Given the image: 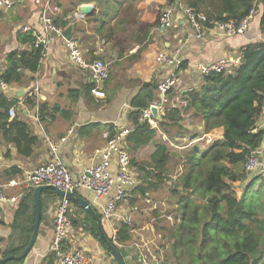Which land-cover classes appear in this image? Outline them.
I'll use <instances>...</instances> for the list:
<instances>
[{
    "label": "crops",
    "instance_id": "crops-1",
    "mask_svg": "<svg viewBox=\"0 0 264 264\" xmlns=\"http://www.w3.org/2000/svg\"><path fill=\"white\" fill-rule=\"evenodd\" d=\"M170 1H51V18L54 25L62 34L68 32L70 41L77 45L82 59L88 63L96 59L107 61L109 77L102 85L106 94L104 101L94 98L90 93L86 94L87 87L92 86L90 71L70 60L68 40L62 34L57 36L45 30L40 19L41 4L35 0H16L9 9L0 10V74L6 69V57L9 53L31 50L30 45L21 41L23 27L28 26L30 31L26 34L32 35L34 39L42 37L45 44L38 70L35 73L23 72L20 82L5 84V87L0 89V95L12 103L8 111H14L13 118L6 112V121H0V180L5 197L15 199L14 202L0 203L1 250H5L12 242L11 224L14 214L21 197L31 189L24 184V180L29 173L52 159V145L57 147V155L72 176L77 178L97 162L95 152L105 147L107 140L112 137L110 132L115 135L122 130H131L132 123L128 114L133 110L131 103L140 95L142 85L152 81L159 84L172 72L170 68L158 64V53L164 52L169 56L176 54L185 65L183 69L175 72L177 86L168 98L172 107L181 110V125L186 132L175 136L172 141L158 132L156 139L167 142L169 151H172L170 148L173 142H184L188 139L190 142L187 145L201 143L192 148L198 152L222 139V127L206 131L201 117L193 115L190 111L183 113L186 106L184 94L198 89L203 84V77L195 69L197 64L239 58L240 50L245 46L264 42V34L260 31L262 6L256 4L243 35L228 36L215 29H208L199 39L194 36L195 32L189 26L184 13L174 9L172 27L160 31L158 23L156 28L149 30L140 44L138 38L141 32L155 22L159 15L161 17L163 11L170 7ZM87 5L91 8L90 15H80V7ZM109 31L112 32L111 39L107 38ZM157 96L159 101V93ZM27 99H31L32 104H27ZM40 107L44 108L42 119L39 117ZM164 110L165 105H161L155 121L160 120ZM0 114H5V111L0 109ZM14 121L24 124L28 135L34 139L28 156L20 152L15 142L17 129L10 126ZM255 126L264 131L263 112L257 118ZM152 128H157L156 122ZM263 145L264 142L261 146ZM23 147L22 145L21 148ZM145 149L150 151L151 157L154 152L153 144L140 149L134 156L131 154V159L134 160L131 162V174L137 181L136 191H132L127 199L119 203L111 219L103 218L98 210H94L101 216L104 234L114 240L112 243L125 264H152L161 258V253H166L162 250L165 240L170 239L172 244L171 234L179 223L181 214L179 198L174 205L178 211L177 217L173 216V213H156L159 207L165 210L171 203L168 197L157 195V186L144 194L141 193L139 187L147 185L144 184V175L141 176L143 171L139 168L144 162L141 163L137 156ZM115 169L113 162L111 171L114 172ZM12 181L16 185H8ZM77 195L88 202L92 196L86 191H79ZM41 197L44 201L48 199L44 194ZM59 200L60 198L46 204L31 252L19 261L10 260L14 261L11 264H54V256L50 252L54 239L52 218L55 203ZM194 201L197 205L202 204L196 198ZM142 206L145 209H140ZM149 208L153 213H150ZM68 211L69 247L84 249L90 253L94 257V264H116L112 256H109L86 231L85 215L81 208L70 202ZM121 224L130 227L129 240L116 243Z\"/></svg>",
    "mask_w": 264,
    "mask_h": 264
},
{
    "label": "trees",
    "instance_id": "trees-1",
    "mask_svg": "<svg viewBox=\"0 0 264 264\" xmlns=\"http://www.w3.org/2000/svg\"><path fill=\"white\" fill-rule=\"evenodd\" d=\"M184 4L195 13L202 14L207 21L233 22L235 25L254 12L256 4H260V31L264 34V0H184ZM159 20L160 15L141 32L138 38L140 44L149 30L157 27ZM110 32L107 38L111 39ZM21 41L30 45L31 50L14 51L7 55L6 69L0 74V80L6 85L20 82L25 71L35 73L38 70L42 48H34L32 35H21ZM184 67L181 64L179 70ZM91 88V85L87 87L86 94ZM157 94V82L142 85L140 95L131 103L133 110L128 119L132 128L124 139V147L132 156L145 146L154 145L149 160L139 167L144 172L143 180L147 185L139 187L142 194L170 180L168 165L172 156L168 143L156 139L158 132L170 141L186 132L181 125V110L170 103L165 105L160 120L155 121L156 129L147 121L139 122L141 112L158 101ZM184 96L186 106L183 113L190 111L201 117L206 131L222 127L223 135L221 140L214 141L203 151L192 150L185 156V171H182L181 179L172 191L179 198L181 212L179 223L171 234L170 250L174 261L176 264H264V179H251L244 170L249 153L264 142V131L255 126L264 99V42L242 48L238 66L228 72L203 77V84ZM26 103L32 104L31 99H27ZM11 105L0 95V109L5 111V114H0V121H6V112ZM43 109H39L41 119ZM5 126L6 123L3 128ZM10 126L17 129L15 142L20 152L30 155L34 139L28 135L26 126L16 121ZM131 162L134 160L131 159ZM258 181L259 187L254 191ZM237 182L243 185L239 196L234 188ZM33 191L30 189L19 201L11 224L12 242L5 250L0 249V258L17 256L30 240L35 215ZM43 194L48 199H40L41 215L45 213L48 202L59 198L52 190H45ZM194 198L202 204H195ZM81 211L85 215L86 231L111 256L98 235L95 219ZM98 218L102 220L99 215ZM129 231V226L121 224L116 243L128 241ZM105 236L108 241H114ZM11 263L14 261L4 264Z\"/></svg>",
    "mask_w": 264,
    "mask_h": 264
},
{
    "label": "built area",
    "instance_id": "built-area-1",
    "mask_svg": "<svg viewBox=\"0 0 264 264\" xmlns=\"http://www.w3.org/2000/svg\"><path fill=\"white\" fill-rule=\"evenodd\" d=\"M16 0H0V10L9 9ZM52 0H35L36 3L42 5L40 19L45 26L47 32L55 33L57 36H62L61 30L58 29L51 18L52 15ZM180 10L187 18L189 26L194 30L196 38H202L208 29H215L225 35H243L248 26V19L252 15L242 20L238 25L233 22L217 23L207 21V19L199 13H195L187 8L184 0H172L168 9L163 11L158 29L165 31L172 27L174 19L172 11ZM30 31L28 26L23 27L21 32L26 34ZM67 46L69 49L70 60L84 69H88L91 75L92 88L90 94L100 100L106 99V94L102 88L103 83L109 77L108 64L100 59L85 62L77 45L68 40ZM42 48L44 53L45 44L42 37L35 39L34 48ZM157 62L163 67H168L172 72L158 84V93L160 99L158 102L152 103L149 108L143 110L139 117V122L147 121L151 126L155 125L154 117L151 113V107L160 108L161 105L169 103L168 95L176 88L177 79L175 72L179 71L182 60L175 55L169 56L164 52L157 55ZM239 64V58L221 59L219 61L207 64H197L195 69L205 77L211 73L228 72L232 67ZM5 84L0 80V89L4 88ZM262 112L264 113V99L262 103ZM10 117H14L13 109L8 111ZM256 130H254L255 132ZM130 130H122L110 137L104 148L96 150L97 162L87 168L82 174L74 178L68 168L63 164L57 155V147L51 146L52 159L44 165L38 167L29 173L24 184L35 189L39 186H52L64 193H75L86 191L92 194L89 203L92 208L98 210L100 215L105 219H111L119 203L127 199L130 193L136 188L137 181L131 174V158L129 152L124 147V139ZM115 163L116 169L111 171L112 163ZM245 173L250 178H264V145L251 151L244 165ZM8 185L14 186V181ZM106 199V200H104ZM15 199H8L3 193V185L0 180V203L14 202ZM70 201L66 198H60L55 203L53 212V229L54 239L50 247V252L54 256V264H94V257L84 249H72L67 242V231L70 227L68 219V209Z\"/></svg>",
    "mask_w": 264,
    "mask_h": 264
},
{
    "label": "rangeland",
    "instance_id": "rangeland-1",
    "mask_svg": "<svg viewBox=\"0 0 264 264\" xmlns=\"http://www.w3.org/2000/svg\"><path fill=\"white\" fill-rule=\"evenodd\" d=\"M104 62L107 63L106 60ZM188 142H190V140L185 139L184 142L182 141L173 142L171 144L172 146L170 145L171 146L170 150H172L170 151L172 159L168 165V171L170 172L169 174L170 180H167V182L164 185L159 187L157 195L161 197H168L167 199H170L171 203L168 207L165 208V210L162 207H159V210L156 211V213H159V214L173 213V216L177 217L178 211L176 210L174 205H175V202L177 203L178 201V196L174 195L172 191L176 188V183L180 181L182 171H185V167H184L185 156L189 154V152L192 150V148H194V146L201 144V143H196L192 145H187ZM149 157H150V151L145 149L143 152L141 151L139 153V156H137V159L141 161L142 163V161L143 162L147 161ZM130 158H131V155H130ZM143 175L144 174L142 172L141 176ZM258 185H259V181L253 187L254 191H256L257 188L259 187ZM242 186L243 185L241 182H237L234 184L236 195H240ZM140 209L143 210L145 209V207L142 206L140 207ZM149 211L150 213L151 212L153 213V210H151V208H149ZM174 213H176V215H174ZM162 228L164 227L162 226ZM165 234L167 235L168 233H165ZM167 240L169 241V243ZM167 240H165L164 246H162V250L166 253H161L162 255L161 258H158L152 264H176L171 254V250H170V245H171L170 239H167ZM159 245H161V241H159Z\"/></svg>",
    "mask_w": 264,
    "mask_h": 264
},
{
    "label": "water",
    "instance_id": "water-1",
    "mask_svg": "<svg viewBox=\"0 0 264 264\" xmlns=\"http://www.w3.org/2000/svg\"><path fill=\"white\" fill-rule=\"evenodd\" d=\"M78 12L80 15L89 16L91 13V8L88 5L82 6V7H80ZM62 35L67 40H70V36H68L67 31L65 33H63ZM150 110H151L153 117L155 118L157 115V112H158V108L153 106L150 108ZM45 190L54 191V193L59 198H66L68 201L76 204L82 210H84L86 213L91 215L96 221L97 232H98L100 239H102V241L105 242L106 248L109 250L110 255L112 256V258L114 259L116 264H125V262H124L122 256L120 255L119 251L114 246V243L107 240V238L103 232V229H102L101 220L98 218V215L96 214V212L94 211V209L92 208L90 203L86 199L78 196L75 193H64L63 191H60V190H58L52 186H39V187H36L34 189V191H33V205H34L35 215H34L33 229H32L30 240H29L27 246L25 247V249L19 255L7 257L5 259H1L0 264H4L10 260L19 261L21 259H24L25 257L28 256V254L33 249L35 242H36V239H37V234H38V229H39V224H40V219H41V205H40L41 194Z\"/></svg>",
    "mask_w": 264,
    "mask_h": 264
}]
</instances>
